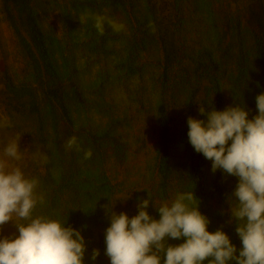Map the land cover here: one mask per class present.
Listing matches in <instances>:
<instances>
[{"label": "rangeland", "instance_id": "374dc122", "mask_svg": "<svg viewBox=\"0 0 264 264\" xmlns=\"http://www.w3.org/2000/svg\"><path fill=\"white\" fill-rule=\"evenodd\" d=\"M30 1L68 112L65 115L60 104L52 100L47 93V79H42L34 68L26 47V42L32 45V38L23 15L14 6L8 9L5 0H0V120L10 125L0 128V140L4 141L0 150L9 138L19 141L23 158L15 163L26 178L37 180L35 191L42 197L32 210L33 218L63 224L71 206L78 218L77 230L84 237L82 264H111L105 243L111 223L109 212H123L131 218L138 214L139 202L149 198L147 211L159 220L156 208L170 205L179 194L192 193L190 206H198L207 217L208 230H222L229 236L238 255L242 242L230 206L237 204L231 194L239 178L231 175L228 182L217 180L212 161L206 158L207 188L201 195L186 178L190 158L181 138L189 113L206 122L200 107L212 109L210 96L201 88L204 80L188 79L190 87L173 88L171 108L176 120L172 134L177 144L171 149L169 186H162L158 158L164 59L159 29L172 24L180 27L184 54L171 76L184 78L185 66L210 49L220 65L221 111L240 104L252 119L259 114L256 97L264 94V71L253 37L257 32L264 40V0ZM219 14L227 17L231 30L230 37L222 41L221 27L216 26ZM96 16L121 23L124 29L115 32L106 24L101 35L95 27ZM238 64L245 74L239 87L235 82ZM240 87L243 96L237 91ZM167 94L170 95L168 91ZM56 123L61 129L69 127L76 146L64 147ZM35 139L46 140L48 145L37 146L32 143ZM64 151L65 157L74 156L71 171H66L74 188L70 200L59 190L65 172ZM88 151L92 155L85 158ZM47 154L51 158L49 169L44 158ZM51 183L55 190L51 191ZM217 184L225 186V194L216 190ZM18 236L14 220L0 226V239ZM183 242L185 238H166V245ZM97 249L99 255L93 259ZM159 255L164 264L165 254ZM206 262L205 259L201 264Z\"/></svg>", "mask_w": 264, "mask_h": 264}, {"label": "clouds", "instance_id": "9594fccd", "mask_svg": "<svg viewBox=\"0 0 264 264\" xmlns=\"http://www.w3.org/2000/svg\"><path fill=\"white\" fill-rule=\"evenodd\" d=\"M95 27L103 35L107 24L119 32L124 25L105 16H96ZM150 27H152L150 25ZM258 115L240 104L218 111L200 107L207 121L189 117L188 139L195 151L212 161V171L222 169L239 178L231 194L237 204L231 207V218L242 242L237 248L222 230L208 231L209 220L198 206L191 207L193 194H179L169 205L156 208L160 219H153L147 208L149 198L138 204V214L109 212L111 223L106 229V255L111 264H264V94L256 97ZM10 126L0 120V128ZM229 141L231 143L229 144ZM4 141L0 140V144ZM76 137L67 147L76 146ZM91 151L85 153L90 158ZM23 158L19 141L9 138L0 150V226L14 220L19 236L0 239V264H82L85 243L82 234L66 223L32 216L42 197L37 196V180L25 177L18 161ZM166 238L185 242L166 245ZM153 246L156 251H153ZM99 255L94 250L92 258Z\"/></svg>", "mask_w": 264, "mask_h": 264}, {"label": "trees", "instance_id": "16d2710c", "mask_svg": "<svg viewBox=\"0 0 264 264\" xmlns=\"http://www.w3.org/2000/svg\"><path fill=\"white\" fill-rule=\"evenodd\" d=\"M6 5L9 7L14 6L17 10L23 15L25 23L28 25L29 32L31 35L32 45L35 46L36 51H34L30 42H26V47L28 49L29 55L31 57L32 63L38 75L42 77V79H47V93L52 98L60 104L62 110L65 115H68L67 108L65 106L62 90L60 85L55 81V72L51 63L50 55L45 43L43 30L37 20L36 15L34 14L33 6L30 0H5ZM216 11V10H215ZM217 12V11H216ZM220 15V14H219ZM221 16V15H220ZM219 17V16H218ZM227 17L221 16V18H216V26L219 28V34L221 33L220 41L225 40L230 37L231 30L229 29L228 22L226 21ZM163 26V25H162ZM170 27V28H169ZM231 27V25H230ZM253 37L255 38V49L258 55V59L260 65L264 71V40L263 36L257 32H253ZM229 35V36H227ZM159 39L162 44L163 49V73L161 76V87L162 91V111L161 118L159 123V170L162 179L163 188H168L170 180H171V149L173 146L177 144L176 140L173 138L172 134V126L176 120L175 114H173V109L171 108L172 102L171 98L175 97L173 93V88H186L190 87L192 83H186L188 79H200L204 80V84L201 85V88L206 90L207 95L210 96V107L212 109H216L221 111L223 106V94L222 87L220 81V68L219 62L215 60L214 53L210 49L204 50V53H201L191 62V65L185 66L184 70V78H178L177 75L171 76V72L174 70L176 66L181 63L184 54V47L182 42V36L180 32L179 25H164V28L161 27L159 29ZM241 48V47H240ZM242 49V48H241ZM240 49V50H241ZM242 58V57H241ZM241 64V63H240ZM239 65L238 73L235 75V82L239 85L242 84L244 78L243 66ZM189 77V78H185ZM189 80V81H190ZM43 82V81H42ZM10 86L13 88L14 84L9 82ZM178 87V88H177ZM170 93L168 96L167 94ZM240 96H243V89L240 87L237 89ZM169 97V98H168ZM170 99V100H169ZM203 99V98H202ZM36 108V103L34 104ZM191 117L192 113H189ZM188 125V123H187ZM56 130L59 133L60 138L62 139V143L64 147H67L65 143L68 142L70 138H72V132L69 127L67 129H61L59 124L56 123ZM188 131L189 127L184 131L183 137L181 138V144L187 150V153L190 158L189 169L186 173L187 181L196 187V190L201 195V192L205 191V157L202 153L195 151L193 146L190 144L188 139ZM43 139V138H42ZM32 143H35L37 146L48 145L46 140H32ZM231 141H229V144ZM74 147V146H73ZM64 151V160H63V168H64V176L62 179V184L59 186V190L63 196H67L66 199L71 198L72 191L74 190L73 185L69 176H66V171H71L70 161L74 159V156L65 157ZM46 166L49 169L51 160L50 156L47 154L44 156ZM68 172V173H69ZM217 180L222 178L223 183L228 182V178L231 176L224 172L222 169H218L215 171ZM52 186V183H51ZM50 186V187H51ZM48 187V188H47ZM46 189H49L47 185ZM225 186H221L220 184L216 185L217 191H225ZM53 186L51 191L53 190ZM55 190V189H54ZM225 194V192H224ZM210 195L209 197H211ZM69 203V202H68ZM66 227H71L74 229H78V218L76 213L72 210L71 206H68V214L66 217ZM210 232L212 229L209 228ZM213 257H209L206 259V263L209 264V261L212 260Z\"/></svg>", "mask_w": 264, "mask_h": 264}]
</instances>
